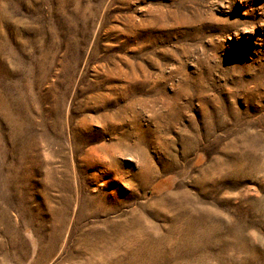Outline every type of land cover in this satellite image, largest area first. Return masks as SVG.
Returning a JSON list of instances; mask_svg holds the SVG:
<instances>
[{"label": "rangeland", "instance_id": "1", "mask_svg": "<svg viewBox=\"0 0 264 264\" xmlns=\"http://www.w3.org/2000/svg\"><path fill=\"white\" fill-rule=\"evenodd\" d=\"M0 264H264V0H0Z\"/></svg>", "mask_w": 264, "mask_h": 264}]
</instances>
